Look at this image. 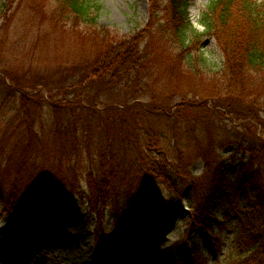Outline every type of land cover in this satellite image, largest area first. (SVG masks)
Listing matches in <instances>:
<instances>
[{"label": "rangeland", "instance_id": "374dc122", "mask_svg": "<svg viewBox=\"0 0 264 264\" xmlns=\"http://www.w3.org/2000/svg\"><path fill=\"white\" fill-rule=\"evenodd\" d=\"M97 1L101 5L99 26L107 27L119 38L131 37L148 22V0ZM211 1L189 0L191 27L183 40L175 39L171 28L167 27V32L156 34L148 47L143 46L142 62L147 72L142 73L145 88L140 92L144 104L141 111L132 116L130 111L119 107L120 116H114L104 106L124 104L128 100L125 98H131L132 89L124 85L103 87L89 83L85 85L86 95L96 96L101 103L100 109L92 111L84 105L82 109L79 104L72 103L73 96L80 90L72 88L66 96H53L52 102L57 108L48 110L44 106L30 117L26 111L32 112L34 108L20 103L22 100L15 96L14 86L16 90L22 87L24 98L31 100L30 87L34 84H40L44 93L59 90L63 82L67 85L82 72L86 60L95 58L94 35L84 33L82 24L59 15L54 0H0V73L9 78L6 81L8 89L0 80V264H114L115 260L110 252L101 253L99 258L96 256L94 229L97 218L78 194L60 201L38 195L30 203L8 204L7 194L15 183L12 182L14 163L20 153H25L22 141L27 131L23 129L28 119H32L35 127L45 129L39 138L38 149L43 152L40 156L60 154L66 166L75 162L76 179L83 188L86 171L97 166L99 155H113L117 158L113 165L119 164L122 170V186H143L149 191L148 195L152 191L156 203L169 202L174 196L161 180L141 175L140 152L148 153L155 161L164 157L174 164L179 163L188 179L203 188L205 177L201 176L203 165L200 161L203 153H207L212 163L220 159L236 164L246 160L249 155L237 148L239 143L250 142L253 135L224 110L223 105L246 107L252 110L254 117L264 119V72L247 70L242 79L230 78L219 44L203 27L202 14ZM164 5L165 2L162 7ZM160 15L165 22L167 11H161ZM194 33L198 35L197 41L192 40ZM62 98L70 103H62ZM158 104L173 105L175 114L167 117L156 112L153 109ZM71 113H80L89 124L86 133L77 134L80 144L74 146L62 140L68 136L63 126L67 122L65 117ZM54 122L62 124V130L57 129ZM262 133L264 136V130ZM19 138L22 143L18 142ZM37 157L39 160V154ZM34 158L31 151L29 161ZM91 158L94 161L90 162ZM257 161L264 164V157ZM32 175L30 173L19 182L21 191L26 186L29 189L36 186ZM262 180L264 183V177ZM113 210L105 208L100 224L103 232L111 237H115L118 230L123 231L124 225L128 229L133 225L132 218L126 222L122 218L115 220ZM183 218L172 222L169 231L141 264H160L171 258L175 259L173 264L183 263V239L191 228ZM206 222L204 226L210 233L206 229L199 230L195 239L204 264H236L240 250L235 239V223ZM39 227L45 232L64 230L67 235L73 234L81 249L78 244L73 245L70 236L65 237L67 244L56 248L37 245L33 232L39 233ZM218 236L223 244L215 254L213 245L218 244Z\"/></svg>", "mask_w": 264, "mask_h": 264}, {"label": "trees", "instance_id": "16d2710c", "mask_svg": "<svg viewBox=\"0 0 264 264\" xmlns=\"http://www.w3.org/2000/svg\"><path fill=\"white\" fill-rule=\"evenodd\" d=\"M54 2L59 9V15L82 24L81 30L84 33L94 35L96 55L95 58L86 60L82 72L67 85L63 82L58 87L59 90L44 93L40 84H34L30 87L31 100H28L21 93L22 87L19 86L16 90L13 85L15 96L22 100L20 103L34 108L33 111L30 110L32 112L26 111L27 116L31 117V113L34 115V112H39L44 106L48 107V110L57 108L56 103L52 102L54 97L66 96L72 88L80 89L79 94L73 96L72 103L79 104L82 109H98L101 103L96 96L86 95L85 85L89 83L102 84L103 87L124 85L125 88L132 89L131 98H125L128 100L124 104L104 106L109 108L114 116H120L119 107L123 111H130L132 116L141 111L144 104L140 92L145 88L142 73L146 71L142 62L145 53L143 46L148 47L156 34L167 32V27L171 28L170 32L175 39L183 40L186 31L191 27L189 0H148L147 24L127 39L119 38L107 27L99 26L97 20L101 5L97 0ZM161 11H167L165 22L162 21ZM202 22L205 33L213 36L219 44L231 79H242L247 70L264 72V0H212L202 14ZM193 39L197 41L198 35L194 33ZM0 80L2 86L8 89V76L0 73ZM60 101L70 103L65 98ZM223 108L231 113L241 126L251 131L253 138L249 139L250 142L239 143L237 148L249 156L238 164L222 159L212 163L207 153H203L200 159L203 165L201 176L205 177L203 188L197 186L193 179H188L180 170L179 163L174 164L164 157L155 161L148 153L140 152L141 175L161 180L174 196L164 203H156L151 195L152 191L148 195L149 191L143 186L128 184L123 187L122 170L119 164L113 165L117 159L113 155L103 154L99 155L98 160L97 157L94 159L98 164L86 171V185L83 188L76 179L75 162L66 166L60 154L40 156L43 152L38 149L39 138L45 129L43 126L35 127L31 123L32 119H28L23 129V132L27 131L26 139L22 141L25 153H20L19 159L14 163L16 169L12 182L15 183L8 191V204L15 201L30 203L38 195L60 201L78 194L86 200L94 218H97L94 229L96 256L99 258L101 253L110 252L115 259L114 264H141L169 231L172 222L181 217L188 220L191 228L183 239L181 250L184 261L180 264H204L203 257L197 252L195 239L199 230L206 229V232H209L204 226L206 220H218L219 224L235 223V239L240 250L236 264H264V164L257 161L264 157V119L254 117L252 110L246 107L243 109L226 103ZM153 110L167 117L175 114L173 105L158 104ZM65 119L67 122L63 128L68 132V136L62 140L71 146L80 144L77 134L86 133L88 120L82 118L80 113H71ZM53 125L62 130V124L54 122ZM5 134H8V130ZM18 142L22 143L20 138ZM31 151L35 158L29 161ZM38 154L39 160L36 158ZM49 158V164L45 165ZM94 160L91 158L90 162ZM30 173H33L37 184L31 189L26 186L25 190L21 191L19 182ZM22 174L26 176H21ZM106 207L114 209L112 216L115 220L122 218L126 222L132 218V228L128 229L127 225H124L123 231L118 230L115 237L106 235L100 225ZM216 240L219 242L213 245L215 254L223 244L220 236L216 237ZM174 262L175 259L171 258L162 260L160 264Z\"/></svg>", "mask_w": 264, "mask_h": 264}, {"label": "bare ground", "instance_id": "6f19581e", "mask_svg": "<svg viewBox=\"0 0 264 264\" xmlns=\"http://www.w3.org/2000/svg\"><path fill=\"white\" fill-rule=\"evenodd\" d=\"M67 223L71 224V222H67ZM38 229L41 228L39 227ZM65 233L66 232L64 230L50 233V232H45L42 229L39 233L35 234V232H33L34 236H36L35 241L37 242V245L43 244V246L56 248L59 245L63 246L67 244L68 239L66 238L70 236V239L73 241V245L77 246L78 244V248L81 249L79 245V241L74 239L75 236L71 233H69V235Z\"/></svg>", "mask_w": 264, "mask_h": 264}]
</instances>
